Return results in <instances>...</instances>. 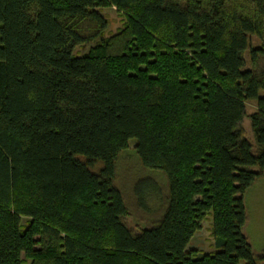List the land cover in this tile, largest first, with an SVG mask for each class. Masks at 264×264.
<instances>
[{
  "label": "trees",
  "instance_id": "obj_1",
  "mask_svg": "<svg viewBox=\"0 0 264 264\" xmlns=\"http://www.w3.org/2000/svg\"><path fill=\"white\" fill-rule=\"evenodd\" d=\"M131 147L166 179L145 228ZM263 172L264 0H0V264H264L243 204Z\"/></svg>",
  "mask_w": 264,
  "mask_h": 264
},
{
  "label": "rangeland",
  "instance_id": "obj_2",
  "mask_svg": "<svg viewBox=\"0 0 264 264\" xmlns=\"http://www.w3.org/2000/svg\"><path fill=\"white\" fill-rule=\"evenodd\" d=\"M100 12L103 15H107L111 20L110 28L105 32L103 37L116 33L122 24L121 15L117 12L116 8H102ZM258 44L259 41L257 38L250 37V47H255ZM92 46V44L80 46L77 48L76 52L77 54H85ZM248 106L251 112L253 110V104L249 103ZM242 127L246 132V137L253 141L254 136L248 118L245 119ZM132 150L133 148L131 147L128 151L124 152L119 160L117 185L122 190L126 205L131 212V225H140L142 228H145L153 223L152 220L155 217L156 219L158 218L156 214L158 210L154 209L158 206V201L155 197H152L151 202L155 205H151L149 200L142 196L141 192L147 187L164 189V187H166V179L160 172L142 169L138 163L137 156H134ZM243 204L247 216L244 234L252 247L255 258L258 259L264 253V172L243 195ZM211 220V217H209L203 223V229L194 236L188 245V250L193 249L198 251L197 256L194 254L195 258H200L203 255L215 252L209 228ZM256 264L263 263L257 261Z\"/></svg>",
  "mask_w": 264,
  "mask_h": 264
}]
</instances>
